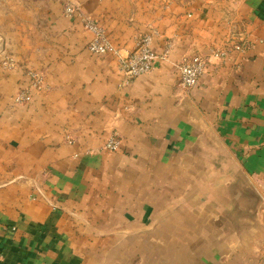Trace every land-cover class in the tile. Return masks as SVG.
Masks as SVG:
<instances>
[{"label":"crops","instance_id":"1","mask_svg":"<svg viewBox=\"0 0 264 264\" xmlns=\"http://www.w3.org/2000/svg\"><path fill=\"white\" fill-rule=\"evenodd\" d=\"M79 15L112 54L87 53ZM153 32V71L123 86L118 60ZM224 46L243 52L179 86L182 58ZM263 256L264 0H0V264Z\"/></svg>","mask_w":264,"mask_h":264},{"label":"built area","instance_id":"2","mask_svg":"<svg viewBox=\"0 0 264 264\" xmlns=\"http://www.w3.org/2000/svg\"><path fill=\"white\" fill-rule=\"evenodd\" d=\"M72 8L66 7L65 14L70 15ZM85 24V30L94 34V39L87 45V52L94 57H102L107 54H112L113 50L109 41L104 36L101 27L95 26L88 20L81 21ZM159 35L153 32L150 36H145L136 41L135 49L125 58L118 60V71L122 76L123 86H128L136 78L149 74L153 71L154 62L156 60L155 54L150 50V43L152 38H158ZM172 50L169 42L165 43L164 52L161 59L165 60ZM242 48L239 46H224L220 49H212L208 54H196L182 58L176 68L175 74L177 82L180 87L185 90H191L198 86L200 78L205 73L209 66V60H221L227 58L232 53H242ZM34 76V75H31ZM30 76V77H31ZM41 80L34 79L33 87L38 88ZM120 148V140L112 135L104 144L103 150L109 153H116Z\"/></svg>","mask_w":264,"mask_h":264},{"label":"rangeland","instance_id":"3","mask_svg":"<svg viewBox=\"0 0 264 264\" xmlns=\"http://www.w3.org/2000/svg\"><path fill=\"white\" fill-rule=\"evenodd\" d=\"M4 9H5V11L6 12H8L7 11V8H5L4 7ZM19 8H18V13H19ZM75 13V11L74 10H72V13H71V15H73ZM79 19H80V21H84V19L85 20H88V22H91L92 24H94L95 26H97L96 24H95V22H94V20H92L89 16H84V15H79ZM82 26L83 27H85V24H82ZM85 29V28H84ZM91 42V41H90ZM89 42V43H90ZM88 43V44H89ZM87 44V45H88ZM87 45H86V47H87ZM86 49V48H85ZM87 51V50H86ZM88 53V52H87ZM89 54V53H88ZM90 55V54H89ZM91 56V55H90ZM94 57V56H93ZM35 78H39L38 76H36V75H34V76H31L30 77V82H29V84H28V87L26 88V89H24V90H22L19 94H18V96H23V95H28V90H35V91H37V92H39V91H41V89H42V82H40V85H39V87L38 88H36V87H33V83H34V79ZM40 79V78H39ZM41 80V79H40ZM27 100V99H26ZM25 100V101H26ZM264 257V256H263ZM262 264H264V262L262 263Z\"/></svg>","mask_w":264,"mask_h":264}]
</instances>
